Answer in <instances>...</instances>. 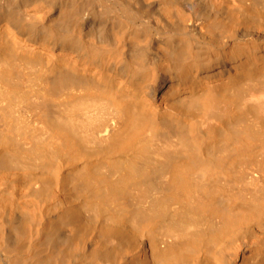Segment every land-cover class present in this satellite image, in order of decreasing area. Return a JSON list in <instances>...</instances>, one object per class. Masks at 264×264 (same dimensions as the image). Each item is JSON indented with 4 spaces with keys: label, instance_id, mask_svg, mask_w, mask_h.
<instances>
[{
    "label": "bare ground",
    "instance_id": "1",
    "mask_svg": "<svg viewBox=\"0 0 264 264\" xmlns=\"http://www.w3.org/2000/svg\"><path fill=\"white\" fill-rule=\"evenodd\" d=\"M0 264H264V0H0Z\"/></svg>",
    "mask_w": 264,
    "mask_h": 264
}]
</instances>
